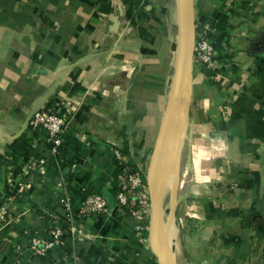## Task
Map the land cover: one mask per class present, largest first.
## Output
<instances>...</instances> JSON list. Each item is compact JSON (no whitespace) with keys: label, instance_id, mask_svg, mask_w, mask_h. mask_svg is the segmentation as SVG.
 Returning a JSON list of instances; mask_svg holds the SVG:
<instances>
[{"label":"crops","instance_id":"1","mask_svg":"<svg viewBox=\"0 0 264 264\" xmlns=\"http://www.w3.org/2000/svg\"><path fill=\"white\" fill-rule=\"evenodd\" d=\"M195 3L220 80L194 65L166 195L170 246L175 264L180 253L183 264H264V0ZM176 15V0H0V264H158L117 204L112 149L147 168L171 89ZM46 97L44 109L79 110L57 152L42 128L13 138ZM87 192L111 212L35 255L33 237L77 217Z\"/></svg>","mask_w":264,"mask_h":264},{"label":"water","instance_id":"2","mask_svg":"<svg viewBox=\"0 0 264 264\" xmlns=\"http://www.w3.org/2000/svg\"><path fill=\"white\" fill-rule=\"evenodd\" d=\"M177 47L170 93L156 143L147 166L146 181L151 201L149 245L158 264H175L169 242V231L165 225V205L169 180L175 170L182 135L192 108V85L197 40L195 0H176ZM264 36V32L260 37ZM46 98H42L31 109L21 130L13 138L21 137L30 127L34 116L44 109ZM174 135L169 146L167 140Z\"/></svg>","mask_w":264,"mask_h":264},{"label":"built area","instance_id":"3","mask_svg":"<svg viewBox=\"0 0 264 264\" xmlns=\"http://www.w3.org/2000/svg\"><path fill=\"white\" fill-rule=\"evenodd\" d=\"M210 32V29L205 28L197 31L194 65L206 69L209 78L218 82L220 76L217 73V51L210 40ZM78 112L79 110L74 106H66L60 110L43 109L34 116L31 126L44 129L54 144V151L57 152L65 143L64 137ZM112 154L120 166V188L116 194L117 204L136 221L137 232L146 236L149 233L151 215V201L146 181L147 168L130 161L125 153L118 148H113ZM44 164L45 159L39 160L29 166V171H35ZM23 185L21 184L22 188ZM62 202L66 204L65 200ZM111 209L108 199L103 195L85 194L78 216L74 217L67 212L66 219L52 222L45 235L33 237L31 249L35 255L45 259L69 235H84V227L76 224V218L86 219L92 216L106 215L111 212ZM7 214L6 208L0 210V224L6 220ZM181 224L183 225L182 220Z\"/></svg>","mask_w":264,"mask_h":264},{"label":"trees","instance_id":"4","mask_svg":"<svg viewBox=\"0 0 264 264\" xmlns=\"http://www.w3.org/2000/svg\"><path fill=\"white\" fill-rule=\"evenodd\" d=\"M211 81H212V80H211ZM212 82H214V81H212ZM212 82H211V83H212ZM212 84H213V83H212ZM64 138H65V140L68 138V132H67V134L65 135ZM63 146H64V144H63ZM36 174H37V173H36L35 171L31 172V177H34ZM87 194H91V193L87 192ZM81 222H82L81 218H76V224H77V225H80Z\"/></svg>","mask_w":264,"mask_h":264},{"label":"rangeland","instance_id":"5","mask_svg":"<svg viewBox=\"0 0 264 264\" xmlns=\"http://www.w3.org/2000/svg\"><path fill=\"white\" fill-rule=\"evenodd\" d=\"M175 8H176V7H175ZM176 18H177V15H176ZM175 35L177 36V30H176ZM148 164H149V163H148ZM147 166H148V165H147ZM184 224H185V223H183V225H184ZM181 225H182V224H181ZM183 225H182V226H183ZM172 235H173V233H172ZM178 237H179V236H177V234H176V236H175V235L172 236V238H173L174 240H175V238L178 239ZM177 243H178V242H177ZM174 244H175V241H174ZM181 255H182L181 253H180V255H179V254L177 255L179 264H183V261H181V260H183L182 257H181Z\"/></svg>","mask_w":264,"mask_h":264},{"label":"bare ground","instance_id":"6","mask_svg":"<svg viewBox=\"0 0 264 264\" xmlns=\"http://www.w3.org/2000/svg\"><path fill=\"white\" fill-rule=\"evenodd\" d=\"M167 142H168L169 146H171L173 144V142H174V135L170 136L168 138Z\"/></svg>","mask_w":264,"mask_h":264}]
</instances>
